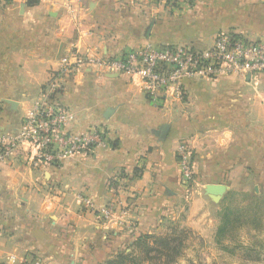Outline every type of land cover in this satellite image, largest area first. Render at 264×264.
Here are the masks:
<instances>
[{"label": "crops", "instance_id": "obj_1", "mask_svg": "<svg viewBox=\"0 0 264 264\" xmlns=\"http://www.w3.org/2000/svg\"><path fill=\"white\" fill-rule=\"evenodd\" d=\"M191 1L188 11L154 0L0 2V135L15 134L43 101L69 111V132L103 126L111 139L107 149L54 165L32 168L26 145L3 162L0 264H100L180 218L197 228L207 207L244 189L238 175L257 164L250 147L264 148V113L257 115L264 74L183 79L180 98L153 99L138 77L88 64L61 72L72 55L112 58L147 43L203 50L220 32L264 39V0ZM256 79L252 96L237 92ZM181 143L194 171L188 192L178 170ZM257 159L264 163V155ZM209 186L223 191L211 195ZM83 200L95 210L114 203L127 215L102 222Z\"/></svg>", "mask_w": 264, "mask_h": 264}, {"label": "built area", "instance_id": "obj_2", "mask_svg": "<svg viewBox=\"0 0 264 264\" xmlns=\"http://www.w3.org/2000/svg\"><path fill=\"white\" fill-rule=\"evenodd\" d=\"M3 0H0V2ZM170 8L188 11L191 0H154ZM74 63L62 60V71L83 64L96 65L102 69L141 79L144 92L153 99L181 97L183 79H200L215 82L220 77L250 79L264 74V39L249 40L233 32L216 34L210 47L198 50L185 46H159L147 43L137 49L125 51L112 58L79 57L72 55ZM56 78H59L57 75ZM2 104L0 102V111ZM72 116L60 105L36 101L23 119L15 134L0 135V166L26 145L34 152L32 168L54 165L75 155H90L98 149L111 146L105 127L90 126L83 133L67 130ZM177 163L181 185L190 191L194 179L191 152L185 143L177 147ZM83 205L96 212L102 222L112 220L116 205L110 203L98 210L83 200ZM118 218H125L126 211L119 209Z\"/></svg>", "mask_w": 264, "mask_h": 264}, {"label": "rangeland", "instance_id": "obj_3", "mask_svg": "<svg viewBox=\"0 0 264 264\" xmlns=\"http://www.w3.org/2000/svg\"><path fill=\"white\" fill-rule=\"evenodd\" d=\"M259 82L256 79L253 84L237 89V92L252 96L258 91ZM233 103L237 104V101ZM263 113L264 106L261 108L257 103V115ZM234 118L237 119V115ZM223 120H226L225 117ZM250 152L251 159L254 155L257 164L250 162L246 173L238 175L243 190H232L218 205L207 207L205 217H200L197 228L185 225V219L180 218L165 225L161 233L153 234L163 235L172 228L188 232L183 237L179 257L169 264H264V163L257 159L258 154L264 155V148L250 147ZM226 211L230 212L229 223L225 231L219 234L222 215ZM136 241L121 247L100 264H107L119 254L131 255L136 264H168L164 259L144 260L143 247L134 246Z\"/></svg>", "mask_w": 264, "mask_h": 264}, {"label": "trees", "instance_id": "obj_4", "mask_svg": "<svg viewBox=\"0 0 264 264\" xmlns=\"http://www.w3.org/2000/svg\"><path fill=\"white\" fill-rule=\"evenodd\" d=\"M29 4L37 3V0H29ZM229 211L222 215V223L218 233L222 234L229 223ZM186 231H176V228L170 229L169 233L163 235H143L139 237L134 244L143 247V259L150 262L151 260H165L168 264L179 257V250L183 246ZM176 257V258H175ZM107 264H136L133 257L128 254H119Z\"/></svg>", "mask_w": 264, "mask_h": 264}, {"label": "water", "instance_id": "obj_5", "mask_svg": "<svg viewBox=\"0 0 264 264\" xmlns=\"http://www.w3.org/2000/svg\"><path fill=\"white\" fill-rule=\"evenodd\" d=\"M221 191H223V187L221 186H209L208 193L211 195H218Z\"/></svg>", "mask_w": 264, "mask_h": 264}]
</instances>
